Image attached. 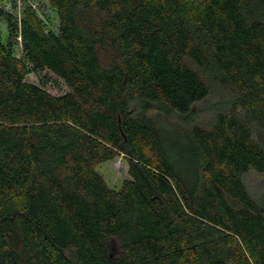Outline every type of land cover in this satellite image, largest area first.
Instances as JSON below:
<instances>
[{
	"label": "trees",
	"instance_id": "obj_1",
	"mask_svg": "<svg viewBox=\"0 0 264 264\" xmlns=\"http://www.w3.org/2000/svg\"><path fill=\"white\" fill-rule=\"evenodd\" d=\"M47 1L0 10V264H264V0Z\"/></svg>",
	"mask_w": 264,
	"mask_h": 264
},
{
	"label": "rangeland",
	"instance_id": "obj_2",
	"mask_svg": "<svg viewBox=\"0 0 264 264\" xmlns=\"http://www.w3.org/2000/svg\"><path fill=\"white\" fill-rule=\"evenodd\" d=\"M27 7H31L38 18L42 21L44 29L48 33L59 34L60 22L57 13L52 9L47 0H1L0 10L12 15L16 21L20 22ZM0 33L5 44H13V52L16 57H23V48L20 38L9 40V28L4 18H0ZM29 82L43 87L53 95H63L68 90L65 84L49 71L32 73L27 78ZM208 105L204 102L198 105L199 112ZM204 112V111H203ZM203 114V113H202ZM127 159L122 155L112 161L102 163L97 167V171L103 176L108 186L115 190H120L124 181L130 179ZM245 183L252 193L264 206V175H259L250 171L245 176ZM71 254V253H69Z\"/></svg>",
	"mask_w": 264,
	"mask_h": 264
}]
</instances>
